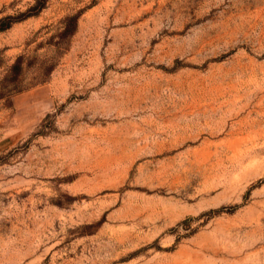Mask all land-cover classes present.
I'll list each match as a JSON object with an SVG mask.
<instances>
[{
    "label": "rangeland",
    "instance_id": "obj_1",
    "mask_svg": "<svg viewBox=\"0 0 264 264\" xmlns=\"http://www.w3.org/2000/svg\"><path fill=\"white\" fill-rule=\"evenodd\" d=\"M37 1L0 0V264H264V0Z\"/></svg>",
    "mask_w": 264,
    "mask_h": 264
},
{
    "label": "trees",
    "instance_id": "obj_2",
    "mask_svg": "<svg viewBox=\"0 0 264 264\" xmlns=\"http://www.w3.org/2000/svg\"><path fill=\"white\" fill-rule=\"evenodd\" d=\"M43 6H44L43 0H38L37 3L31 9L33 11H39ZM26 15H29V14H26ZM77 18H78V14L72 15L68 18V20L70 22V29L72 31L75 30V28H76ZM19 19L20 18H18V17H13L10 15L1 17L0 18V31L8 28L11 25V23H13L14 21H17Z\"/></svg>",
    "mask_w": 264,
    "mask_h": 264
}]
</instances>
